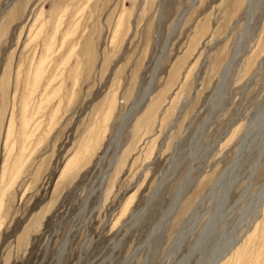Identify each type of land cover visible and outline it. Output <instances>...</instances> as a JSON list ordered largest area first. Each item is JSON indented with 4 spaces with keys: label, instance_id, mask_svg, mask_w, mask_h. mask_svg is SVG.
Listing matches in <instances>:
<instances>
[{
    "label": "rangeland",
    "instance_id": "1",
    "mask_svg": "<svg viewBox=\"0 0 264 264\" xmlns=\"http://www.w3.org/2000/svg\"><path fill=\"white\" fill-rule=\"evenodd\" d=\"M263 123L264 0H0V264H264Z\"/></svg>",
    "mask_w": 264,
    "mask_h": 264
},
{
    "label": "bare ground",
    "instance_id": "2",
    "mask_svg": "<svg viewBox=\"0 0 264 264\" xmlns=\"http://www.w3.org/2000/svg\"><path fill=\"white\" fill-rule=\"evenodd\" d=\"M252 1V0H251ZM248 3H249V1H248ZM256 4V3H255ZM254 5V4H253ZM257 5V4H256ZM249 6V5H248ZM58 8H59V6H58ZM255 8V7H254ZM57 9V8H56ZM59 10V9H58ZM57 10V11H58ZM62 10V9H61ZM56 10L54 11V13H56L57 12ZM60 11V10H59ZM63 11V10H62ZM258 11V10H257ZM249 12H251V10H249ZM255 12V11H254ZM252 13V12H251ZM247 15V14H246ZM59 19V12H58V15L56 16V22H57V20ZM253 20V19H252ZM58 23V22H57ZM55 24V23H54ZM253 24V23H252ZM57 25V24H56ZM52 26H54V25H52ZM249 26V25H248ZM176 28V27H175ZM249 28H250V26H249ZM175 30V29H174ZM247 30V29H246ZM250 30V29H249ZM52 33H54V32H52ZM29 35V34H28ZM49 35V34H48ZM51 36V35H50ZM50 38V37H49ZM48 39V38H47ZM32 40H34V39H32ZM46 40V39H45ZM52 39H50V41H51ZM34 43V42H33ZM28 44H31V43H28ZM45 44V47H47V51H49V48L51 47V46H48L49 45V43H44ZM49 47V48H48ZM240 50V49H239ZM241 52V51H240ZM47 53V52H46ZM39 59V58H38ZM46 61H47V55H45V56H43V57H41V59L39 60V63H38V65L36 66V65H34V66H36V68L34 67V69H35V74H34V81L33 82H35V84H37V83H40L43 79H44V77H46V76H43L44 75V73H45V66H46ZM232 62V61H231ZM234 63V62H233ZM229 65V68H230V64H228ZM33 69V68H32ZM31 69V70H32ZM227 69V68H226ZM30 72H32V71H30ZM226 73V72H225ZM22 74V73H21ZM227 74V73H226ZM31 76V75H30ZM17 77H18V75H17ZM18 79H20V78H18ZM45 80V79H44ZM28 81V80H27ZM18 84V83H17ZM21 99V98H20ZM19 99V100H20ZM22 99H25V98H22ZM22 104H24L23 105V116H21V114L19 115V116H21L20 117V120H18L19 122H20V131H21V129L23 130L24 129V131L26 130V128L28 127V125H29V123H30V120H31V118L30 117H28L27 115H26V105H27V103L25 102V101H23L22 102ZM20 108H21V106H20ZM19 113V112H18ZM17 113V114H18ZM22 113V112H21ZM17 120H16V122H18ZM18 125V124H17ZM263 125H264V123H263ZM121 128V127H120ZM263 132V131H262ZM18 133V132H17ZM26 133V132H25ZM263 142H262V144L264 143V132H263ZM20 138V137H19ZM248 138V137H247ZM26 139V138H25ZM246 139V138H245ZM249 139V138H248ZM248 139H246V141L244 142V144L239 148V150L237 151V153H236V155H235V158L233 159V161L231 162V164L226 168V172L223 174L224 175V179H223V181H222V185L221 186H223L224 188H223V190H224V193H223V198H224V200H225V202L227 201V198H228V196H229V193H230V188H231V186H232V183H233V181H234V179H235V177H236V175H237V172H238V167H239V159H240V161H241V156H242V153H243V151L248 147V146H250V144H249V140ZM251 140H253V139H255L254 137H253V139L252 138H250ZM250 143H251V141H250ZM264 147V146H263ZM261 148H262V145L260 146V150H259V152H258V155H257V157H256V160H255V164H254V168L252 169V171H250V174H249V178H250V176L252 175V173L255 171V169L257 168V166L259 165V163H260V155H261V151L263 150H261ZM23 149V148H22ZM21 156V155H20ZM223 177V176H222ZM239 178V177H238ZM219 180H220V178H219ZM217 183H219V182H217ZM219 185H220V183H219ZM219 185H217V187L219 186ZM216 186V185H215ZM182 188V187H181ZM219 188V187H218ZM213 190V189H212ZM261 190V189H260ZM262 191H264V186H263V190ZM181 192H182V190H180L179 192H178V194H177V196H175V198H174V200H172V203H171V205L169 206L170 208V210H168V212L165 214V216H164V218L163 219H167V217L170 215L171 216V212L172 211H174L175 209H176V207H177V205H178V203H179V200H180V194H181ZM260 193H261V191H260ZM264 194V193H263ZM260 196V195H259ZM263 196V195H262ZM259 198V197H258ZM257 198V199H258ZM222 200V199H221ZM224 200H222V202L224 201ZM173 213V212H172ZM200 216H198V218H199ZM169 218V217H168ZM160 222H161V220H159ZM164 222V221H163ZM167 223V222H166ZM159 225V224H158ZM160 225H162V222L160 223ZM193 225V224H192ZM195 226V225H194ZM240 226V225H239ZM156 227V226H155ZM159 227V226H158ZM161 227V226H160ZM155 229V228H154ZM155 230H157V229H155ZM158 231V230H157ZM156 232V231H155Z\"/></svg>",
    "mask_w": 264,
    "mask_h": 264
}]
</instances>
